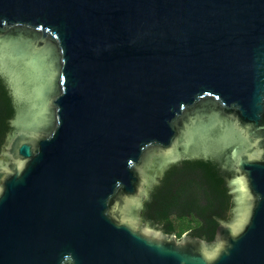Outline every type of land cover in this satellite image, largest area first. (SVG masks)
I'll return each mask as SVG.
<instances>
[{"label": "water", "instance_id": "water-1", "mask_svg": "<svg viewBox=\"0 0 264 264\" xmlns=\"http://www.w3.org/2000/svg\"><path fill=\"white\" fill-rule=\"evenodd\" d=\"M0 264H264V0H0ZM216 165L211 241L141 217Z\"/></svg>", "mask_w": 264, "mask_h": 264}, {"label": "trees", "instance_id": "trees-1", "mask_svg": "<svg viewBox=\"0 0 264 264\" xmlns=\"http://www.w3.org/2000/svg\"><path fill=\"white\" fill-rule=\"evenodd\" d=\"M14 113L0 78V150ZM231 197L216 165L183 161L165 172L144 201L141 217L151 228L180 239L184 234L209 242L219 221L227 219Z\"/></svg>", "mask_w": 264, "mask_h": 264}, {"label": "flooded vegetation", "instance_id": "flooded-vegetation-1", "mask_svg": "<svg viewBox=\"0 0 264 264\" xmlns=\"http://www.w3.org/2000/svg\"><path fill=\"white\" fill-rule=\"evenodd\" d=\"M184 161H198V160H184ZM181 162H183V161H181ZM181 162H179V163H181ZM177 164H178V163H177ZM174 165H175V164H174ZM172 166H173V165H172ZM172 166H171V167H172ZM171 167H170V168H171ZM170 168H169V169H170ZM169 169H168V170H169ZM168 170H167V171H168ZM167 171H166V172H167ZM164 174H165V173H164ZM163 176H164V175H163Z\"/></svg>", "mask_w": 264, "mask_h": 264}, {"label": "rangeland", "instance_id": "rangeland-1", "mask_svg": "<svg viewBox=\"0 0 264 264\" xmlns=\"http://www.w3.org/2000/svg\"><path fill=\"white\" fill-rule=\"evenodd\" d=\"M184 235H186V234H184ZM184 235H183V236H184Z\"/></svg>", "mask_w": 264, "mask_h": 264}]
</instances>
